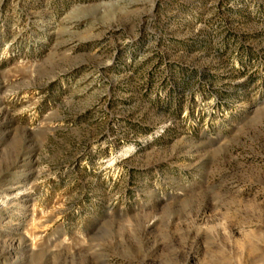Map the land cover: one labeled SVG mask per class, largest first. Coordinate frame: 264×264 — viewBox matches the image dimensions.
<instances>
[{"label": "rangeland", "instance_id": "1", "mask_svg": "<svg viewBox=\"0 0 264 264\" xmlns=\"http://www.w3.org/2000/svg\"><path fill=\"white\" fill-rule=\"evenodd\" d=\"M0 264H264V0H0Z\"/></svg>", "mask_w": 264, "mask_h": 264}]
</instances>
